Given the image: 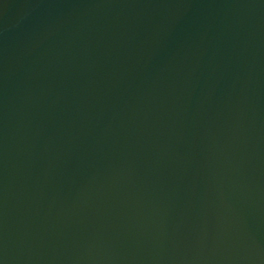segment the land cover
<instances>
[{"label":"water","instance_id":"1","mask_svg":"<svg viewBox=\"0 0 264 264\" xmlns=\"http://www.w3.org/2000/svg\"><path fill=\"white\" fill-rule=\"evenodd\" d=\"M2 264H264V0H0Z\"/></svg>","mask_w":264,"mask_h":264},{"label":"snow or ice","instance_id":"2","mask_svg":"<svg viewBox=\"0 0 264 264\" xmlns=\"http://www.w3.org/2000/svg\"><path fill=\"white\" fill-rule=\"evenodd\" d=\"M0 264H2V262H0Z\"/></svg>","mask_w":264,"mask_h":264}]
</instances>
